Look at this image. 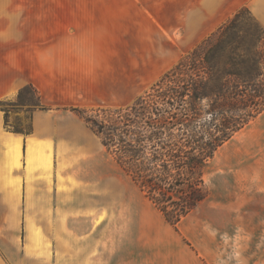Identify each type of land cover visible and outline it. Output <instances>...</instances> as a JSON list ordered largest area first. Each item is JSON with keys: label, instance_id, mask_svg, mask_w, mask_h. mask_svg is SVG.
I'll return each instance as SVG.
<instances>
[{"label": "crops", "instance_id": "1", "mask_svg": "<svg viewBox=\"0 0 264 264\" xmlns=\"http://www.w3.org/2000/svg\"><path fill=\"white\" fill-rule=\"evenodd\" d=\"M249 6L264 24V0ZM53 16L12 22L0 15V101L30 86L44 108L32 112L29 134L11 132L0 111V264H108L107 227L93 235L91 216L106 206L90 209L82 186L85 169L106 165L109 154L71 110L129 106L119 107V98L148 86L155 53L138 60L127 52L120 62L113 15ZM136 216L115 264H236V254L222 246L225 236L211 235L204 223L196 225L207 228L200 235L182 234L190 215L176 228L161 215Z\"/></svg>", "mask_w": 264, "mask_h": 264}, {"label": "rangeland", "instance_id": "2", "mask_svg": "<svg viewBox=\"0 0 264 264\" xmlns=\"http://www.w3.org/2000/svg\"><path fill=\"white\" fill-rule=\"evenodd\" d=\"M252 1L0 0V15L10 16L12 22H34L53 15L61 18L69 14L113 15L111 18L119 23V31L115 34L119 37L120 62L122 57L127 58V52L138 60L147 57L148 52L155 53L154 77L144 89L145 83H141V88L128 97L119 98V107H122L143 95L238 11H249L264 29V24L249 6ZM10 102L2 107L8 114L7 126L11 130L26 131L33 110L29 106L35 104L34 95L29 90L25 92L22 106L17 99ZM83 111L93 115L92 110ZM113 163L108 156L106 165L91 164L84 171L82 186L90 209L106 206L100 217L95 218L93 211L91 216L93 235L98 226L102 225L103 230L107 227L108 264L116 263L119 243L134 235L132 226L136 215L144 221L162 219ZM104 183H107L106 190ZM204 183L209 197L182 223V234L200 235L201 230L208 228L211 235L225 236L221 238L226 242L222 246L225 252L236 254V264H242V259H246L247 264H264V113L215 153L206 168ZM199 224L207 228H197ZM217 261L223 263L224 259Z\"/></svg>", "mask_w": 264, "mask_h": 264}, {"label": "trees", "instance_id": "3", "mask_svg": "<svg viewBox=\"0 0 264 264\" xmlns=\"http://www.w3.org/2000/svg\"><path fill=\"white\" fill-rule=\"evenodd\" d=\"M34 89L23 88L16 99ZM0 101L4 124L7 112ZM12 103V102H10ZM31 112V115H32ZM131 184L173 228L207 201L205 171L215 153L264 113V29L240 10L129 106L72 109ZM31 119V116H30Z\"/></svg>", "mask_w": 264, "mask_h": 264}]
</instances>
